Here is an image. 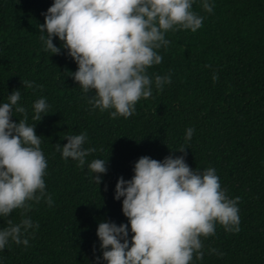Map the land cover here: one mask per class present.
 <instances>
[{
  "label": "trees",
  "instance_id": "obj_1",
  "mask_svg": "<svg viewBox=\"0 0 264 264\" xmlns=\"http://www.w3.org/2000/svg\"><path fill=\"white\" fill-rule=\"evenodd\" d=\"M53 2L0 0V104L20 90L18 104L41 136L45 191L52 198L51 206L45 199L30 202L24 218L33 227L22 237L29 243L10 240L0 250V264H97V257L106 264L99 223H128L123 198L114 199L118 178L130 180L142 156L163 161L170 154L183 155L176 151L181 147H187L190 168H214L227 196L239 198V231L217 223L214 235L201 238L203 259L194 255L190 264H264V0H208L214 6L211 13L203 10V0H195L192 10L204 17L202 27L165 33L170 43L156 50L162 62L147 70L152 96L141 98L127 119L92 108L91 94L71 76L78 66L59 38L53 43L61 54L44 51L38 24ZM156 75L170 76L171 83L158 91ZM22 81L33 82V88L23 87ZM40 98L50 107L36 122L32 105ZM13 115L16 123L23 118ZM188 128L194 132L186 141ZM85 132L83 147L97 151L80 168L78 161L62 158L56 144L62 147L66 136ZM97 158L107 160L108 168L99 185L87 167ZM22 211L0 217V230L9 219L19 223ZM132 235L129 225V241Z\"/></svg>",
  "mask_w": 264,
  "mask_h": 264
},
{
  "label": "clouds",
  "instance_id": "obj_2",
  "mask_svg": "<svg viewBox=\"0 0 264 264\" xmlns=\"http://www.w3.org/2000/svg\"><path fill=\"white\" fill-rule=\"evenodd\" d=\"M194 2L54 0L42 13L44 23L38 24V31L45 52L58 55L62 47L77 64L71 76L85 94H91L88 103L93 109L112 110L111 118L127 119L141 98L152 96L153 80L147 70L162 62L156 50L166 49L170 43L165 33L181 29L196 32L202 27L204 17L192 10ZM213 7L203 0L204 11L211 13ZM54 38H59L61 47L53 43ZM217 79L214 73L213 81ZM166 83H171L170 76H155L158 91ZM22 84L33 88V82ZM20 99V90H15L7 96L8 102L0 104V217L23 210L19 223L9 219L7 227L0 230V250L10 240L28 245V239L22 237L33 227L31 219L24 218L31 210L30 202L45 199L52 204L45 191L47 160L40 147L41 136L35 132L36 123L28 124V111L18 104ZM49 107L46 98L36 100L32 120L41 121ZM14 111L23 117L18 123L12 120ZM193 132V128L186 130V141ZM65 138L68 142L62 147L57 143L56 150L62 158L78 161V167L84 168L85 158L97 149L83 147L86 132ZM186 148L176 150L183 155L170 154L163 161L142 156L130 180L118 178L114 199L123 198L122 212L128 223H99L97 236L106 264H190L194 255L203 259L201 238L214 235L217 223L226 231H239V198L227 196L214 168H190L185 161ZM87 167L99 185L108 170L107 160L94 159ZM100 259L96 258L97 264Z\"/></svg>",
  "mask_w": 264,
  "mask_h": 264
}]
</instances>
